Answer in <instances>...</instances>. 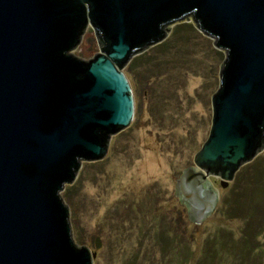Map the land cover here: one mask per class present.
I'll return each instance as SVG.
<instances>
[{"label": "water", "instance_id": "95a60500", "mask_svg": "<svg viewBox=\"0 0 264 264\" xmlns=\"http://www.w3.org/2000/svg\"><path fill=\"white\" fill-rule=\"evenodd\" d=\"M190 20L225 53L210 134L177 183L199 222L218 201L209 178L264 151V0H0V264H94L65 185L131 125L130 60ZM89 25L101 53L85 61Z\"/></svg>", "mask_w": 264, "mask_h": 264}, {"label": "rangeland", "instance_id": "374dc122", "mask_svg": "<svg viewBox=\"0 0 264 264\" xmlns=\"http://www.w3.org/2000/svg\"><path fill=\"white\" fill-rule=\"evenodd\" d=\"M185 22L195 30L178 29ZM213 42L192 20L177 22L163 42L124 68L135 99L133 121L112 137L103 159L82 161L64 188L72 239L96 253L94 264H194V252L214 258L215 248L218 264H264V151L226 188L221 177L209 178L218 201L202 221L188 218L177 189L211 130V97L225 60ZM96 53L101 51L89 25L73 54L89 61ZM245 174L250 180L240 181Z\"/></svg>", "mask_w": 264, "mask_h": 264}, {"label": "trees", "instance_id": "16d2710c", "mask_svg": "<svg viewBox=\"0 0 264 264\" xmlns=\"http://www.w3.org/2000/svg\"><path fill=\"white\" fill-rule=\"evenodd\" d=\"M186 25H190L189 28H190L191 30H195L194 27L191 25V23H186V22L183 23V24H181V25H179L180 27H178V29H179V28H183V27H185ZM178 29H177V30H178ZM143 55H144V53H143V54H140L139 57H142ZM256 159H257V158H256ZM256 159H255V160H256ZM259 159H260V158H259ZM259 159H258V160H259ZM257 162H258V161H257ZM259 163H260V162H259ZM259 163H257V164H259ZM240 176H241V175H239V177H240ZM247 176H248V174L242 175L241 178H240V181H241V179L244 178L245 182H248V181L250 180V176H249V179H247V178H248ZM223 183L226 184V186H224ZM221 185H222L223 188H226L228 185H230V182L225 183L224 181H222V184H221ZM237 196H238V195H236L235 197H237ZM235 197L232 196V197L230 198V202L228 203V205H226L227 208H231V207H232V199H234ZM245 198H246V197H245ZM230 215H231V216H235V214H232V213H230ZM235 217H236V216H235ZM178 236H179V235L176 234V238H178ZM161 237H162V236H161ZM215 237H216V236H214V238H213L214 240H215ZM162 238H163V239H162ZM162 238H161V240L164 241V237H162ZM194 239L196 240V238H194ZM207 240H210V241L207 242L209 245H210L211 242L213 241L212 239H209V238H208ZM213 242H214V241H213ZM208 244H207V245H208ZM214 251H215V257H214V258L211 257V255L205 254V252H203V254L201 255L200 259H199V257H198V256L195 254V252H194L193 258H194V260H196V261L193 260V261H194V264H218V258H217V255H218L219 253H218V250H217L216 248H215ZM216 258H217V260H216ZM201 259H202V260H201Z\"/></svg>", "mask_w": 264, "mask_h": 264}, {"label": "flooded vegetation", "instance_id": "af4514ba", "mask_svg": "<svg viewBox=\"0 0 264 264\" xmlns=\"http://www.w3.org/2000/svg\"><path fill=\"white\" fill-rule=\"evenodd\" d=\"M117 135V134H116ZM113 136H115V135H112L111 136V138H110V140H109V144H108V151H109V148H110V146H111V141H112V139L114 138ZM113 137V138H112ZM108 153V152H107ZM185 199V198H184ZM185 204H186V207H187V210H188V218L191 220V216H190V214H189V207H188V202H187V200L185 199V202H184Z\"/></svg>", "mask_w": 264, "mask_h": 264}]
</instances>
